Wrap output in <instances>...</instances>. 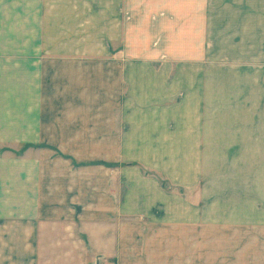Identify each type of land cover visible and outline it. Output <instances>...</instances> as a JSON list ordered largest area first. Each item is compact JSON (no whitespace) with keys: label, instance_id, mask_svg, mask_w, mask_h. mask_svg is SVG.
<instances>
[{"label":"crops","instance_id":"1","mask_svg":"<svg viewBox=\"0 0 264 264\" xmlns=\"http://www.w3.org/2000/svg\"><path fill=\"white\" fill-rule=\"evenodd\" d=\"M45 7L30 6L20 27L0 22V240H8L0 256L15 264L19 231V255L30 262L40 249L32 241L58 237L45 235L51 228L66 232L67 255L92 257L90 264H264V216L209 217L126 163L179 187L203 179L201 126L182 120L208 114L206 35L191 47L189 36L178 42L189 66L177 89L169 72L151 66L153 54L140 57L128 44L116 9L103 28L90 10L61 20ZM196 8L206 20V5ZM189 18L183 27L202 31Z\"/></svg>","mask_w":264,"mask_h":264},{"label":"rangeland","instance_id":"2","mask_svg":"<svg viewBox=\"0 0 264 264\" xmlns=\"http://www.w3.org/2000/svg\"><path fill=\"white\" fill-rule=\"evenodd\" d=\"M64 2L66 3L65 0H0V22L20 27L27 20L30 6L37 7L42 12L46 6L49 16L59 14L54 17L61 20L69 18V15H71L70 19H75L79 15H81L79 18L86 19L87 17L83 15L90 10L95 15L97 26L104 28L106 15L116 9L118 21L128 30V44L137 47L140 57L149 53L153 54V58H156L150 60L153 61L151 66L155 71L169 72L171 75L169 82H175L177 89L180 88L177 77L182 79L179 75L183 72L184 65L189 66L183 60L186 59L184 58L185 49L179 46L178 42L182 41L185 35L189 36L184 38L190 39L184 44L191 47L195 37L202 34L203 43L204 35H206L207 46L204 51L206 61L200 66L204 67L206 73L208 114L206 115V111L200 114L194 112L185 121L182 120L185 127L195 123V120L201 126L204 136V141L200 145L203 152V179L193 187H179L173 185L161 172L135 161L126 163L136 166L139 174L144 178L155 181L164 194H175L177 199L189 201L197 207L201 205L200 210L207 208L209 217H215L220 210L224 211L225 216L263 217L264 17L262 0H253L250 4L248 0H188L185 5L184 0H118V6L115 0H95V7L91 0H71L67 5H60ZM204 4L207 7L206 20L203 14L199 16L193 12L198 9L196 6L203 9ZM248 7L251 8L250 13L247 10ZM188 10L191 12L189 13ZM186 13L190 17L187 24L200 26L202 31L196 33L190 26L183 27ZM175 18L179 19L177 24H174ZM243 19L251 22L254 20V23H248ZM72 22L74 21L71 20L69 23ZM234 23L236 24L233 27ZM109 25H112V22ZM204 26L207 29L205 31ZM114 46L113 44L112 47ZM130 49L129 53L132 54L136 50L130 51ZM203 50L202 46V55ZM158 57L159 61L163 62H158ZM191 66L199 67L197 64H191ZM199 79L201 82L205 81L204 77L202 79L197 77L196 81ZM209 89L216 96H209ZM177 98L180 96L178 95ZM193 116L194 120H190L189 117ZM169 125L172 126V123ZM73 161L74 165H78L77 161ZM217 201L223 205V208L217 205ZM59 228L62 226L60 225ZM54 233L58 237L32 241L33 249H40L36 250L37 254L32 256L29 262L30 257L19 255L20 249L26 244L21 238V232L17 231L15 264L91 263L92 257L66 254V251H69L64 248L68 247L64 240L66 232L60 236L55 229L50 228L45 235L51 237ZM7 244L8 240H0L1 248L5 249ZM4 255L1 252L0 264L5 258L4 264H8V258ZM101 263L106 264L104 261Z\"/></svg>","mask_w":264,"mask_h":264}]
</instances>
